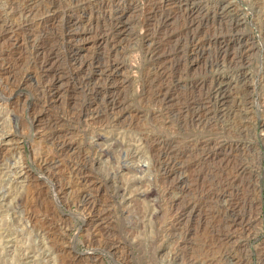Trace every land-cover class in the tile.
<instances>
[{"label": "rangeland", "instance_id": "obj_1", "mask_svg": "<svg viewBox=\"0 0 264 264\" xmlns=\"http://www.w3.org/2000/svg\"><path fill=\"white\" fill-rule=\"evenodd\" d=\"M28 1L0 0V264H264V0H170L166 28L149 0Z\"/></svg>", "mask_w": 264, "mask_h": 264}, {"label": "bare ground", "instance_id": "obj_2", "mask_svg": "<svg viewBox=\"0 0 264 264\" xmlns=\"http://www.w3.org/2000/svg\"><path fill=\"white\" fill-rule=\"evenodd\" d=\"M28 1V0H27ZM31 0H29L28 1V3L30 2ZM150 1V5H151V10H152V14H153V18H154V16L155 17H157V18H160V23H161V26H162V28L163 27H165L166 28V26H165V23H167L168 22V20H169V18H170V14H169V12L168 11H166L164 8H165V5L167 4V3H169V1L170 0H149ZM182 1V0H181ZM184 1H190V0H184ZM33 2V1H32ZM44 2V1H43ZM69 2V1H68ZM35 3V2H34ZM37 3V2H36ZM32 4V3H31ZM45 4V3H44ZM182 4V3H181ZM70 5V4H69ZM19 6V5H18ZM17 6V7H18ZM25 6V5H24ZM27 6H29V5H27ZM26 6V7H27ZM71 6V5H70ZM147 6V5H146ZM72 7V6H71ZM27 8H29V7H27ZM26 8V9H27ZM31 8V7H30ZM49 8V7H48ZM84 8V7H83ZM21 10V12H19L20 14H23V9H20ZM66 10V9H65ZM25 11V10H24ZM30 11V10H29ZM26 12H27V10H26ZM192 12V11H191ZM30 13V12H29ZM74 13V12H73ZM151 13V12H150ZM28 14V13H27ZM25 15V14H24ZM29 15V14H28ZM25 16H27V15H25ZM28 17V16H27ZM189 18H188V22H187V24H186V28H185V30H186V32H189L190 33V36H188V38L190 39L189 41H187L186 43H182L183 45H181L180 47H179V50H178V52H180V53H183V54H185L186 56H189V57H192L193 55H199L201 52H200V50H201V45L203 44V40H201V41H196L195 40V37H194V34L193 33H191V28H192V26L193 25H195V22H196V18L192 15V14H190V16H188ZM47 19V18H46ZM154 20V19H153ZM187 20V19H186ZM25 21V20H24ZM40 21L41 22H43L44 21V23H48V20H45V18H42V19H40ZM67 21V20H66ZM70 21V20H69ZM68 21V22H69ZM26 22V21H25ZM237 22H238V19H237V17L236 16H234V17H231V18H229L227 21H225V22H223V23H221V25H220V29H219V34H221L222 36L223 35H225L226 33H228V34H232L233 32H234V30H235V25L237 24ZM23 23V22H22ZM67 23V22H66ZM159 23V24H160ZM33 24V23H32ZM32 24H25L27 27L25 28V31H30V28H31V26H32ZM38 24H40V22L38 23ZM68 24V23H67ZM66 24V25H67ZM70 24V23H69ZM72 24H74V23H72ZM71 24V25H72ZM34 25V24H33ZM44 25V24H43ZM48 25V24H47ZM70 25V26H71ZM157 25V24H156ZM197 25V24H196ZM45 26V25H44ZM22 27V26H21ZM68 27H69V25H68ZM74 27V26H73ZM20 28V27H19ZM9 29V28H8ZM11 29V28H10ZM24 29V28H23ZM66 29V28H65ZM195 29V28H194ZM46 30V29H45ZM169 30V29H168ZM163 31V30H162ZM218 31V30H217ZM6 32V29H4L3 31H0V33L3 35V37H4V33ZM21 32H22V30H21ZM164 32H165V30H164ZM163 32V33H164ZM168 32V31H167ZM214 32V31H213ZM196 33V32H195ZM225 33V34H224ZM236 33V32H235ZM0 34V38L2 37V35ZM165 34V33H164ZM50 35H51V33H50ZM169 34L167 33L166 34V36H168ZM198 35V34H197ZM201 35H203V34H201ZM46 36V35H45ZM165 36V35H164ZM211 36H213V35H211ZM161 37V36H160ZM170 37V36H169ZM8 38V37H7ZM31 37L29 36V35H27V38H25V40H27V41H32V39H30ZM42 38V37H41ZM49 38V37H48ZM184 38V37H183ZM220 38V37H219ZM34 39V38H33ZM240 39V38H239ZM37 40V39H36ZM170 40V39H169ZM42 41V40H41ZM183 41V40H182ZM40 42V41H39ZM213 42V41H212ZM224 42V41H223ZM238 42V41H237ZM31 43H33L32 45H33V47H35L36 48V52L39 54V56H40V61H39V68L41 69V70H45L46 69V67L48 66V65H52L51 63L53 62V60H54V57L55 56H53L54 55V51L53 52H51V51H49V49L47 50L46 48H45V45L43 44V42H41V43H39V44H37L36 46H34V41L33 42H31ZM106 43V42H105ZM29 44V43H28ZM219 44V43H218ZM214 45V44H213ZM220 45V44H219ZM219 45H218V47H219ZM160 47V46H159ZM177 47V46H176ZM221 47V46H220ZM245 47V45L243 44V43H241L240 44V46L238 47V51H236L234 54H232V56H231V59H232V62H235V60H238V59H241L242 58V53H243V50L246 48H244ZM49 48V47H48ZM51 48V47H50ZM171 48V47H170ZM203 48V47H202ZM237 48V47H236ZM54 49V48H53ZM169 49V48H168ZM174 49V48H173ZM177 49V48H176ZM175 49V50H176ZM224 49V48H223ZM33 52V51H32ZM56 52V51H55ZM171 52V51H170ZM221 52V51H220ZM154 53V52H153ZM172 53V52H171ZM175 53V52H174ZM162 54V53H161ZM156 55V54H155ZM158 55V54H157ZM171 55H173V54H171ZM213 55H214V53H213ZM223 55H224V53H223ZM222 55V56H223ZM35 56V55H34ZM53 56V57H52ZM216 56H218V55H216ZM95 57H96V55H95ZM158 57V56H157ZM246 57V56H245ZM89 58V57H88ZM72 59V58H71ZM98 59H99V57H98ZM179 59V58H178ZM227 59V58H226ZM245 59V58H244ZM73 60H76V59H74L73 58ZM89 59H87L86 58V60H84L83 59V61H80L79 60V66H81V69H83V71H84V69H87V68H91L95 63L93 62V61H88ZM95 60V59H94ZM183 60V59H182ZM213 60H214V58H213ZM223 60V59H222ZM55 62V61H54ZM76 62V61H75ZM99 62V61H98ZM229 62H231V61H229ZM240 62V61H239ZM243 62V61H242ZM72 63V62H71ZM170 63V62H169ZM215 63H216V61H215ZM214 63V64H215ZM97 64V63H96ZM173 64V63H172ZM218 64V63H217ZM77 65V64H76ZM102 65H104V64H102ZM176 65V64H175ZM232 65H234V64H232ZM95 66V65H94ZM92 67L93 68V70H94V68L95 67ZM101 66V65H100ZM168 66H169V64H168ZM167 66V67H168ZM235 66V65H234ZM49 67V66H48ZM99 67V66H98ZM103 66H101V68H102ZM111 67V66H110ZM173 67V66H172ZM171 67V68H172ZM50 68V67H49ZM48 68V69H49ZM231 68V67H230ZM78 69V68H77ZM168 69V68H167ZM92 70V69H91ZM73 71V70H72ZM77 71V70H76ZM82 71V72H83ZM89 71V70H88ZM96 71H98L97 69H96ZM100 71H102V70H100ZM99 71V72H100ZM105 71V70H104ZM103 71V72H104ZM108 71V70H107ZM157 71V70H156ZM168 71V70H167ZM166 70H163V68L160 70V72H159V78H161V79H163V77H167V80H168V78H171L170 77V73H168ZM174 71H175V69H174ZM173 71V72H174ZM74 72V71H73ZM85 72V71H84ZM154 72V71H153ZM88 73V72H87ZM41 74H43V73H41ZM85 75V74H84ZM174 75V74H173ZM44 76V75H43ZM177 76V75H176ZM82 77H84V76H82ZM95 77V76H94ZM86 79V78H85ZM52 80V79H51ZM159 80V79H158ZM171 80V79H170ZM163 81V80H162ZM82 82H84V81H82ZM96 82V81H95ZM170 82V81H169ZM48 83H49V80H48ZM218 83V82H217ZM225 83V82H224ZM96 84V83H95ZM95 84H93V85H95ZM223 84V83H222ZM230 84V83H229ZM54 85V84H53ZM92 85V86H93ZM97 85V84H96ZM166 85H168V84H165V86ZM228 85V84H227ZM49 86V85H48ZM89 86V85H88ZM164 86V85H163ZM175 86V85H174ZM224 86V85H223ZM52 87V86H51ZM58 87V86H57ZM87 87V86H86ZM90 87V86H89ZM169 87V86H168ZM176 87V86H175ZM91 88V87H90ZM210 88V87H209ZM231 88V87H230ZM54 89V88H53ZM93 89L95 90V88L93 87ZM178 89V88H177ZM224 89V88H223ZM225 89H226V87H225ZM229 89V88H228ZM47 90V89H46ZM52 90V89H51ZM50 90V91H51ZM93 90V91H94ZM170 90H172V89H169L168 88V90L166 89V91H165V93H164V95H162L163 97V99H167V98H169L168 96H169V92L168 91H170ZM206 90V89H205ZM55 91V90H54ZM54 91H53V93H52V97L51 98H53V97H55L56 96V94L54 93ZM52 92V91H51ZM223 92V90H221V88H219V89H214L213 91H209V92H207V94L205 93H203V95L201 96V99L200 100H202V102L199 104V103H195V98H193L194 99V102H193V100L191 101V102H188V101H190L192 98H190L189 100L187 99V98H185V99H181V106L179 107V111H178V113H181L182 115H184L185 117H189L188 119L190 120V122H193V123H195V124H197V122H200L203 118H205V117H201L200 115H199V110H200V108L203 106V101H204V103H207V104H212V106L213 105H216L217 103H220V101L218 100V96H221V94H223L222 93ZM232 92V91H231ZM49 93V92H48ZM86 93V92H85ZM181 93V92H180ZM200 93H202V92H200ZM241 93V92H240ZM99 94V93H98ZM163 94V93H162ZM174 94V93H173ZM229 94H231V93H229ZM47 95V94H46ZM171 95V94H170ZM50 96H51V94H50ZM50 96H49V98H50ZM174 96H176V95H174ZM235 96V95H234ZM237 96V95H236ZM57 97V96H56ZM191 97V96H190ZM193 97H195V96H193ZM247 97V96H246ZM46 98H47V96H46ZM177 98V97H176ZM196 98H200V97H196ZM167 100H169V99H167ZM238 100V99H237ZM45 101V100H44ZM49 101V100H48ZM92 101V100H91ZM101 101H103L102 102V105H100V106H98V108L97 107H93V108H86V110L88 111V115H90L91 116V119H97V118H99L100 116L98 115L100 112H101V110L103 109V111L102 112H104L105 114L106 113H108L110 110H112V108H113V105H114V99H113V97H111V95H109V96H107V97H105L103 100H101ZM100 101V102H101ZM161 101V100H160ZM93 102V101H92ZM197 102V101H196ZM242 102V101H241ZM179 103V102H178ZM243 103V102H242ZM101 104V103H100ZM237 104V103H236ZM241 104V103H240ZM99 105V104H98ZM191 105L193 106V108L191 109ZM247 105V104H246ZM172 106V105H171ZM100 107H102V109L100 108ZM165 107V106H164ZM239 108H240V106H238ZM101 110H100V109ZM245 108V107H244ZM212 109V108H211ZM221 109H223L222 107H221ZM225 109V108H224ZM235 109V108H234ZM208 110V109H207ZM220 110V109H219ZM86 111V112H87ZM222 111V110H221ZM244 111V110H243ZM102 112L100 113V114H102ZM207 112V111H206ZM209 112V111H208ZM213 112V111H212ZM220 112V111H219ZM234 112V111H233ZM245 112V111H244ZM110 113V112H109ZM176 113V112H175ZM223 113V112H222ZM237 113H239V112H237ZM241 113H242V111H241ZM205 114V113H204ZM98 115V116H97ZM108 115V114H107ZM218 115V114H217ZM222 115V114H221ZM220 115V116H221ZM225 115V114H224ZM110 116V115H109ZM203 116V115H202ZM227 116H229V115H227ZM85 117V116H84ZM89 117V116H88ZM112 117V116H111ZM210 117V116H209ZM226 117V116H225ZM184 118V117H183ZM221 118H224V117H222L221 116ZM220 118V119H221ZM181 119V118H180ZM206 120H207V118H206ZM211 121V120H210ZM97 122V121H96ZM192 123V124H193ZM201 123V122H200ZM204 123H205V121H204ZM204 123H202V124H204ZM204 126V125H203ZM225 126V125H224ZM103 128V127H102ZM108 141V140H107ZM64 142V141H63ZM69 143V142H68ZM66 144V143H65ZM101 144V143H100ZM151 147V146H150ZM59 148V147H58ZM171 149V148H170ZM202 149V148H201ZM204 150V149H203ZM153 153V152H152ZM63 154V153H62ZM170 153H167V157H168V160H169V155ZM130 156V155H129ZM139 156V155H138ZM186 156V155H185ZM154 157V156H153ZM205 157V156H204ZM152 158V157H151ZM150 158V159H151ZM165 158V157H164ZM178 158V157H177ZM240 158V157H239ZM166 159V158H165ZM133 160V159H132ZM176 160V159H175ZM190 160V159H189ZM199 160V159H198ZM152 161V160H151ZM178 161V160H177ZM192 161V160H191ZM206 161V160H205ZM47 162V161H46ZM175 162V161H174ZM194 162V161H193ZM173 163V162H172ZM227 163V162H226ZM239 163V162H238ZM167 164H169V163H167ZM230 164V163H229ZM234 164V163H233ZM47 165V164H46ZM143 165V164H142ZM48 166V165H47ZM74 166V165H73ZM145 166V165H144ZM164 166H166V165H164ZM202 167V166H201ZM218 167V166H217ZM79 168V167H78ZM140 168H141V166H140ZM176 168V167H175ZM184 168V167H183ZM236 168H238V166L237 167H233V169H235L234 171H237L236 170ZM48 169H50V168H48ZM174 169V168H173ZM231 169V168H230ZM238 169H242V168H238ZM232 170V169H231ZM177 171V170H176ZM195 171V170H194ZM217 171V170H216ZM77 172V171H76ZM231 172L229 171V177H228V175L223 179L224 180V184H223V191H224V188L226 187H228L229 189H230V185L232 184L233 185V183H234V180H233V177H230V175H232V174H230ZM74 174V173H73ZM185 174V173H184ZM206 174H208V173H206ZM77 175V174H76ZM187 175V174H186ZM235 175H236V173H235ZM246 176V175H245ZM210 178V177H209ZM235 178V177H234ZM177 179V178H176ZM204 180V179H203ZM179 181V180H178ZM239 181V180H238ZM250 181V180H249ZM196 182V181H195ZM219 182V181H218ZM223 182V181H222ZM138 183V182H137ZM197 183V182H196ZM255 183V182H254ZM171 184V183H170ZM134 185V184H133ZM191 185H193V184H191ZM205 186V185H204ZM221 186V185H220ZM125 187V186H124ZM250 187V186H249ZM168 188V187H167ZM192 188V187H191ZM209 188V187H208ZM212 188V187H211ZM193 189H195V187L193 188ZM203 189V188H202ZM241 189V188H240ZM205 190V189H204ZM222 190V189H221ZM196 191V190H195ZM227 191V190H226ZM225 191V192H226ZM121 192V191H120ZM253 192V191H252ZM220 193V192H219ZM240 193V192H239ZM247 196V195H246ZM245 196V197H246ZM220 197V196H219ZM222 199V198H221ZM229 199V198H228ZM212 200V199H211ZM87 202V201H86ZM228 202V201H227ZM231 203V202H230ZM223 204V203H222ZM250 207V206H249ZM181 208V207H180ZM195 209V208H194ZM192 212V211H191ZM233 212H235V211H233ZM238 214V213H237ZM184 216V215H183ZM187 216V215H186ZM235 217V216H234ZM233 217V218H234ZM231 219V218H230ZM241 219V218H240ZM232 220H234V219H232ZM98 222V221H97ZM232 225V224H231ZM226 226V225H225ZM224 227V226H223ZM228 227V226H227ZM230 227V226H229ZM228 227V228H229ZM231 228V227H230ZM220 229H222V228H220ZM219 229V230H220ZM182 230V229H181ZM224 231H225V227H224ZM229 231H231V230H229ZM217 232H220V231H217ZM216 233V232H215ZM226 233V232H225ZM228 233V232H227ZM231 233V232H230ZM223 234V233H222ZM220 235V234H219ZM228 235V234H227ZM215 237V236H214ZM217 238V237H216ZM220 238V237H219ZM218 238V241L220 240ZM225 238V237H224ZM229 238V237H228ZM215 239V238H214ZM221 240H222V237H221ZM108 241V240H107ZM226 241H227V239H226ZM226 241H224V242H226ZM220 242V241H219ZM222 243V242H221ZM111 244V243H110ZM231 244V243H230ZM223 245L225 246V244L223 243ZM222 245V246H223ZM111 246V245H110ZM223 246V247H224ZM181 247V246H180ZM218 247H220L221 248V246H220V244H219V246ZM225 249V248H224ZM183 250V249H182ZM227 251V250H226ZM181 253H182V251H181ZM224 254V253H223ZM223 254H221V255H223ZM226 254V253H225ZM182 255V254H181ZM220 256V255H219ZM178 257V256H177ZM221 258V257H220ZM219 258V259H220ZM221 260V259H220ZM225 260V259H224ZM217 261V260H216ZM223 261V260H222ZM217 262H219V260L217 261ZM230 262V261H229ZM221 263H223V262H221ZM224 263H225V261H224ZM231 263V262H230ZM218 264V263H217Z\"/></svg>", "mask_w": 264, "mask_h": 264}]
</instances>
